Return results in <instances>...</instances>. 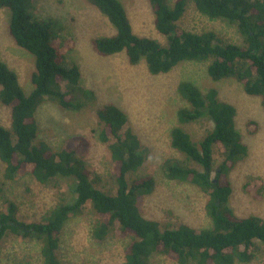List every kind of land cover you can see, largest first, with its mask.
Instances as JSON below:
<instances>
[{
  "label": "trees",
  "instance_id": "obj_1",
  "mask_svg": "<svg viewBox=\"0 0 264 264\" xmlns=\"http://www.w3.org/2000/svg\"><path fill=\"white\" fill-rule=\"evenodd\" d=\"M188 1L148 0L155 29L167 39L163 46L153 38L135 34L120 0H88L116 29L112 35L94 38V51L100 56L124 52L131 65L145 60L153 75L168 73L183 61L207 62L213 81H238L246 94L260 98L264 107V0H193L203 15L235 25L242 44L225 43L212 31L195 33L180 29L178 22ZM2 9L10 12L11 36L19 47L34 56L35 66L33 90L26 93L17 73L0 61V102L11 112L10 128L0 125L4 178L14 181L28 172L41 185L73 179L75 200H60L42 221L32 223L20 221L16 206L7 203L0 212V247L11 233L40 242L42 264H61L62 229L71 216L81 215L91 203L97 214L92 230L94 239L105 240L115 231L131 237L123 264H147L156 254L175 259L178 264H236L256 258L260 251L258 243L264 245V219L238 217L229 204V175L248 154L236 128L234 105L221 99L214 88L204 94L191 82L178 85L188 106L177 112L180 125L171 131L170 146L184 160H166L163 172L168 179L191 183L208 196L205 208L212 227L164 228L159 221L144 217L138 206L140 198L154 191L155 182L151 176L129 177L143 166L146 153L133 131H123L128 116L118 106L105 104L98 110L102 126L99 139L107 146L115 169L117 188L112 194L98 189L91 179L85 160L90 143L85 137L76 135L72 145L57 150L45 141H37L36 112L43 102L49 100L65 110L80 111L96 104L97 95L82 84L80 66L67 54L68 40L60 20L39 18L35 0H0ZM203 117L213 122V130L194 141L181 125ZM214 146L222 158L215 176Z\"/></svg>",
  "mask_w": 264,
  "mask_h": 264
},
{
  "label": "rangeland",
  "instance_id": "obj_2",
  "mask_svg": "<svg viewBox=\"0 0 264 264\" xmlns=\"http://www.w3.org/2000/svg\"><path fill=\"white\" fill-rule=\"evenodd\" d=\"M120 1L135 34L167 45V39L155 29L148 0ZM35 6L39 18H55L62 22L64 38L68 40L67 54L80 66L82 84L97 95L96 104L80 111L65 110L49 100L43 102L36 112L37 141H45L57 150L72 145L76 135L85 137L90 143L85 160L91 179L98 189L112 194L117 188L115 169L107 146L99 139L102 126L98 110L105 104H115L128 116L123 131H133L146 153L143 166L131 174L130 179L154 178V191L138 202L143 216L159 221L164 228L188 225L197 230L209 229L212 220L205 208L208 196L191 183L168 179L163 172V163L168 159L184 160V156L170 146L171 131L180 125L177 112L188 106L178 92V85L183 81L191 82L204 94L214 88L221 99L235 106L236 128L248 147L247 156L238 162L228 178L232 186L230 207L238 217L264 219V107L260 98L246 94L243 86L234 79L213 81L207 72V62L183 61L168 73L153 75L145 60L131 65L124 52L98 55L92 40L112 35L116 29L88 0H35ZM9 22L10 12L0 10V61L17 73L22 88L30 93L33 90L34 56L17 45L9 32ZM178 25L182 30L195 33L212 31L225 43H243L235 25L203 15L193 0L188 1ZM0 125L11 126L10 109L1 102ZM181 127L194 141H199L213 130L214 124L203 117ZM221 163L220 150L214 146L213 176ZM74 184L73 179H59L55 185H41L28 172L8 181L0 161V212L11 202L17 208L20 221L40 222L60 200L66 203L75 200ZM96 218L92 204L88 203L81 215L67 220L60 234L61 264L124 263L131 237L115 231L105 240L94 239L92 230ZM258 244L260 251L253 261L236 264H264V245ZM0 264H42L41 243L7 234L0 247ZM147 264L178 263L168 256L156 254Z\"/></svg>",
  "mask_w": 264,
  "mask_h": 264
}]
</instances>
